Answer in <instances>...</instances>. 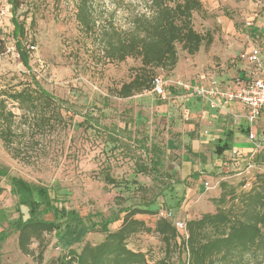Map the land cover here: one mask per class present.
I'll list each match as a JSON object with an SVG mask.
<instances>
[{
    "label": "rangeland",
    "instance_id": "374dc122",
    "mask_svg": "<svg viewBox=\"0 0 264 264\" xmlns=\"http://www.w3.org/2000/svg\"><path fill=\"white\" fill-rule=\"evenodd\" d=\"M203 2L205 14L196 12L193 23L198 31L210 32L213 42L202 47L203 57L199 61H191V54L180 45L179 53L190 66L193 63L197 66V62L203 65L207 78H217L224 87L240 74L239 61L242 60L241 54L246 51L247 43L264 47V0ZM149 6L146 0H94L95 14L102 24L112 22L118 28L129 27L130 14L148 12ZM12 14L9 0H0V89L35 76L43 87L68 100L78 114L70 113L72 119L65 128L51 124L46 134L39 139V144L35 142V147L26 156L29 161L13 157L0 139V169L34 184L49 186L52 192L60 194L67 208L75 209L80 215L89 216L92 220L113 218L122 206L153 197L163 202L164 197L159 192L169 182L175 185L181 196L183 183L179 184L178 175L182 158L179 157L184 150H180L182 144L174 147V142L178 140L175 138L181 132L177 133L173 129L174 119L169 117L165 109L169 104L170 72L159 70V75L165 77L169 84L165 98L152 91L129 98L117 96L115 89L131 79L132 67L139 62L132 58L122 62H104L93 53V49L96 52L101 47V33L90 38L84 34L76 19V6L71 0H24L18 15L20 19L27 15V34L23 39L30 55L27 65L16 49ZM249 20L252 21L251 26L246 25ZM258 30L263 31L260 34ZM197 76L192 73L183 80L198 83L193 78ZM199 84L205 85L204 82ZM171 90V94H177L178 89ZM178 108L177 105L175 109ZM87 112H93L94 120L83 121ZM126 120H132L129 131L132 137H143L146 144L156 142L163 147V174L156 177L138 171V164L145 158H138L143 151L133 141L130 145L120 143L114 147L107 130H118ZM116 130L112 132L119 135L118 143L129 140V136ZM231 148L229 146L228 150ZM222 155L225 157L222 158L223 162H227V155ZM254 158L256 166L264 167V150ZM107 173L119 180L138 178L142 185L140 188H121L108 184L105 181ZM166 173L168 176H165ZM0 186L3 187L0 192V210L8 215V219H2L1 225L10 228V222L19 217L16 211L18 199L10 192L8 177H0ZM193 199H188L186 203L190 205L180 213L183 198L174 212L175 216L189 218L215 208L210 203L208 207L206 202L197 208L198 200ZM120 216L122 218L124 213ZM47 217L52 218L53 215ZM137 217L154 225L153 215L138 214ZM121 221L119 219L111 223L110 229H116ZM103 237L104 234L99 231L66 225L60 232L46 234L47 246L40 259L38 241L31 244L33 254L25 255L19 248L18 232L11 230L8 237L0 241V264H72L64 259L66 251L70 248L79 250L85 242L98 243ZM129 245L149 251L155 258L163 255V244L153 233H137L131 237ZM177 258L178 252L174 254V260ZM252 264H264V258Z\"/></svg>",
    "mask_w": 264,
    "mask_h": 264
},
{
    "label": "trees",
    "instance_id": "16d2710c",
    "mask_svg": "<svg viewBox=\"0 0 264 264\" xmlns=\"http://www.w3.org/2000/svg\"><path fill=\"white\" fill-rule=\"evenodd\" d=\"M71 1L76 6V19L84 34L90 38L101 33L98 39L101 47L96 52L93 49V53L104 62H122L128 58L139 62L132 67L131 79L115 89L116 95L122 98L151 92L155 77L160 76L159 70L171 72L177 66L179 45L185 52L196 54L213 42L210 32L198 31L193 23L196 12L205 14L203 0H146L150 5L148 12L131 13L129 27L119 28L112 22L102 24L95 14L94 0ZM9 3L16 49L23 63L28 65L30 55L23 41L27 34V15L23 19L18 15L24 0H9ZM70 113L78 114L68 100L56 96L32 76L30 80L0 89V139L13 157L29 161L26 156L35 142L39 144L51 124L65 128L72 119ZM83 117L84 122L94 120L93 112ZM131 125L132 120H126L118 130H107L110 141L114 147L120 143L130 145L133 141L143 151L138 158H145L138 164V171L156 177L163 174V147L156 142L146 144L143 137H132ZM113 130L125 133L129 140L118 143L120 137ZM229 146L225 139L216 144L215 151L221 155ZM2 176L9 178L10 192L18 199L19 217L11 222L8 220L10 228H6L1 224L8 215L0 210V241H4L11 230H16L19 248L25 255L33 254L31 244L38 241L41 259L47 246L46 234L60 232L64 226L73 224L99 231L104 237L98 243L85 242L79 250L66 251L64 259L72 264H252L264 258V167L256 169L250 178L241 177L236 183L222 180L221 193L213 200L214 210L186 219L185 230L177 228L170 217L160 215L161 209H167L176 217L174 212L184 198L170 182L159 192L164 197L163 202L153 197L122 206L113 218L92 220L67 208L60 194L52 192L49 186L10 175L5 169H0ZM247 179L251 180L248 187ZM105 181L121 188L142 185L138 178L119 180L109 173ZM121 213H124L122 218ZM49 214L53 217L48 218ZM138 214L153 215L154 225L138 218ZM119 219H122L121 224L110 229V224ZM141 232L159 237L163 244L162 256L155 258L149 251L129 245L131 237ZM176 252L178 258L174 260Z\"/></svg>",
    "mask_w": 264,
    "mask_h": 264
},
{
    "label": "crops",
    "instance_id": "0c3cea01",
    "mask_svg": "<svg viewBox=\"0 0 264 264\" xmlns=\"http://www.w3.org/2000/svg\"><path fill=\"white\" fill-rule=\"evenodd\" d=\"M257 31V29H256ZM259 31V30H258ZM263 30H260L261 34ZM253 45L247 43L246 50H249ZM202 48L196 53L191 54V61H199L202 59ZM211 53V52H210ZM213 54V52H212ZM187 59L180 57L175 69L170 72L168 77L170 80L169 86V104L167 109L170 118L174 119V130L181 132L180 136L175 139L174 147L182 146L181 153V171L179 170V184L183 183L184 200L179 207L180 213L185 211L190 203H186L188 199L198 200V207H202L204 202L214 206V198L221 193L220 182L227 180L234 183L240 180V176L235 174V170L230 163L226 164L218 153H216V144L220 141L229 142L230 146L238 147L243 152L241 158V166L247 161V157L254 149V144L248 138L247 129L250 128L248 121L244 116L243 106L240 102H232L225 107H211L207 98L203 96L190 95L182 86L177 85L178 80H183L185 76L198 74L193 77L197 81L204 82L208 85L211 80L207 78L203 65L197 62V66L187 64ZM261 64L259 66L251 67L247 60L239 61L241 69L240 75H257L264 74V47L261 53ZM252 70H251V68ZM258 67V68H257ZM258 70V71H254ZM183 77V78H182ZM222 79H225L222 77ZM219 81L217 78L215 79ZM196 82V81H195ZM198 82V83H199ZM220 83V82H219ZM228 83V82H227ZM230 84V83H229ZM228 84L224 85L226 87ZM178 89L177 94H171L174 88ZM167 93V90H166ZM173 102H176L175 104ZM178 109H175L176 106ZM188 122H184L185 120ZM254 130L259 135L264 131V115L255 124ZM171 141L169 144L171 145ZM168 145V143L166 144ZM168 149L167 151H169ZM165 152V150H164ZM229 150L226 149L222 154L228 156ZM178 158V157H177ZM180 168V165L178 166ZM211 184L210 188H206L205 182ZM175 187V185H174ZM177 191V189L175 188ZM191 202V201H190ZM192 205V204H191ZM178 219L185 221L188 218H183L182 215L176 216ZM195 217V216H194ZM191 218V217H189Z\"/></svg>",
    "mask_w": 264,
    "mask_h": 264
},
{
    "label": "built area",
    "instance_id": "2783aa9c",
    "mask_svg": "<svg viewBox=\"0 0 264 264\" xmlns=\"http://www.w3.org/2000/svg\"><path fill=\"white\" fill-rule=\"evenodd\" d=\"M247 26L252 25L249 20ZM34 48V45L31 46ZM262 48L259 46H252L241 54V59L247 60L250 65L259 66L261 64ZM177 84L182 86L190 95L203 96L207 98L211 107L229 106L232 102H240L243 106L244 116L249 123L248 138L254 144V149L247 157V161L241 166V158L243 152L238 147H232L228 153V160L226 164L230 163L235 170L237 176L250 178L259 165L256 166L255 156L264 148V131L261 135L254 130L255 124L264 115V74L261 75H238L233 78L230 84L222 87L219 82L212 79L208 85L193 83L184 80H178ZM168 81L163 76L155 77L153 81L152 92L166 97V90ZM261 169V168H260ZM251 180L247 179L246 187L250 186ZM206 188H210V182H205ZM160 215L170 217L175 226L180 230H185V221L174 217L172 212L165 209L160 211ZM43 264V263H42Z\"/></svg>",
    "mask_w": 264,
    "mask_h": 264
}]
</instances>
